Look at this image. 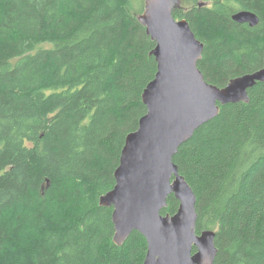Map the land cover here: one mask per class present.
<instances>
[{
  "label": "trees",
  "instance_id": "16d2710c",
  "mask_svg": "<svg viewBox=\"0 0 264 264\" xmlns=\"http://www.w3.org/2000/svg\"><path fill=\"white\" fill-rule=\"evenodd\" d=\"M181 4L174 18L204 44L205 81L223 88L263 67L264 0ZM144 5L0 0V261L13 247L23 264L144 263L145 237L116 245L113 209L99 202L158 71L137 19ZM243 10L260 24L235 22ZM248 92L173 159L196 195L198 233L217 232L215 264H264V83ZM168 199L162 213L175 215L179 202Z\"/></svg>",
  "mask_w": 264,
  "mask_h": 264
},
{
  "label": "water",
  "instance_id": "95a60500",
  "mask_svg": "<svg viewBox=\"0 0 264 264\" xmlns=\"http://www.w3.org/2000/svg\"><path fill=\"white\" fill-rule=\"evenodd\" d=\"M181 3L145 0L137 18L156 44L151 55L158 71L141 96L147 114L127 135L115 187L99 201L113 209L116 245L122 246L135 231L145 237L148 250L143 264H215L217 232L198 233L196 195L173 159L194 132L219 116L221 106L248 103V91L264 83V64L223 88L205 81L198 68L204 44L186 19L174 18ZM232 18L252 28L260 24L250 11H239ZM171 196L179 209L175 215H163Z\"/></svg>",
  "mask_w": 264,
  "mask_h": 264
},
{
  "label": "rangeland",
  "instance_id": "374dc122",
  "mask_svg": "<svg viewBox=\"0 0 264 264\" xmlns=\"http://www.w3.org/2000/svg\"><path fill=\"white\" fill-rule=\"evenodd\" d=\"M17 248L10 249V252L1 260L0 264H23L20 253L16 252Z\"/></svg>",
  "mask_w": 264,
  "mask_h": 264
},
{
  "label": "bare ground",
  "instance_id": "6f19581e",
  "mask_svg": "<svg viewBox=\"0 0 264 264\" xmlns=\"http://www.w3.org/2000/svg\"><path fill=\"white\" fill-rule=\"evenodd\" d=\"M262 68H263V67H262ZM262 68H261V69H262Z\"/></svg>",
  "mask_w": 264,
  "mask_h": 264
}]
</instances>
